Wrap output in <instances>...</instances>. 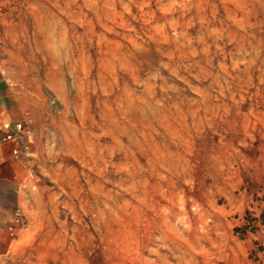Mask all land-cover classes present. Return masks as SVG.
<instances>
[{
	"label": "rangeland",
	"instance_id": "rangeland-1",
	"mask_svg": "<svg viewBox=\"0 0 264 264\" xmlns=\"http://www.w3.org/2000/svg\"><path fill=\"white\" fill-rule=\"evenodd\" d=\"M0 57L36 139L21 215L91 263L262 226L264 0H0Z\"/></svg>",
	"mask_w": 264,
	"mask_h": 264
},
{
	"label": "crops",
	"instance_id": "crops-1",
	"mask_svg": "<svg viewBox=\"0 0 264 264\" xmlns=\"http://www.w3.org/2000/svg\"><path fill=\"white\" fill-rule=\"evenodd\" d=\"M4 62L0 57V264H96L81 250L84 244L72 238L75 228L70 219L21 215L27 157L36 139L30 136L21 143L6 139L15 123L24 120V109ZM194 235L167 242L171 253L157 264H264V225L228 242L211 238L203 243ZM203 248L208 252L200 253Z\"/></svg>",
	"mask_w": 264,
	"mask_h": 264
},
{
	"label": "built area",
	"instance_id": "built-area-1",
	"mask_svg": "<svg viewBox=\"0 0 264 264\" xmlns=\"http://www.w3.org/2000/svg\"><path fill=\"white\" fill-rule=\"evenodd\" d=\"M31 134L32 130L29 124L24 120H20L15 123L12 131L6 135V139L21 143L23 141H26L31 136ZM14 153L19 154V150L15 149Z\"/></svg>",
	"mask_w": 264,
	"mask_h": 264
},
{
	"label": "trees",
	"instance_id": "trees-1",
	"mask_svg": "<svg viewBox=\"0 0 264 264\" xmlns=\"http://www.w3.org/2000/svg\"><path fill=\"white\" fill-rule=\"evenodd\" d=\"M254 222H255V221H254ZM261 223H262L261 225H264V217H262V221H261ZM246 226H249V225H246ZM252 226H253V225H252ZM250 228H253V227H250ZM247 233H249V232H247ZM247 233H246V234H247ZM246 234H244L242 237H244Z\"/></svg>",
	"mask_w": 264,
	"mask_h": 264
}]
</instances>
